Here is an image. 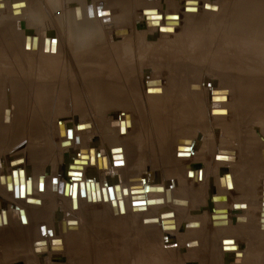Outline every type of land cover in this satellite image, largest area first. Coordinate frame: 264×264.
<instances>
[{
	"label": "bare ground",
	"instance_id": "1",
	"mask_svg": "<svg viewBox=\"0 0 264 264\" xmlns=\"http://www.w3.org/2000/svg\"><path fill=\"white\" fill-rule=\"evenodd\" d=\"M79 1L81 3H79ZM87 1L88 0H73V1L71 0V2H73L72 5H74L73 7H75V9L73 8L74 14H72L74 16L72 18L73 20L71 19L72 21H70L73 22L72 36H71L73 42L72 46L75 47L76 54L80 53L82 55H86V54L96 55L97 58L91 60V63L95 65L99 64L100 68L97 65L96 66L97 69L92 68L83 71L84 76L82 77V81L78 78H75V80L72 83H70V81L67 82L66 79H62V81L58 83L59 79L56 80V76H54L55 75L54 68L53 70H51L49 64L47 63L43 64L41 66L39 75L47 73L48 74L47 77L49 78L48 80L45 79L43 81L44 77L46 76L44 75L42 80L38 79L37 97L40 101L37 104L38 108L40 109L39 105H41L44 110L48 111L47 114H51L52 116L51 111L57 114L64 111L65 107L67 109L68 107L65 106L67 105V102L66 104H64L65 103L64 100L67 99V97H69L71 100V98L73 97L72 98V100H74L73 103L76 104V101H78V106L75 105L77 107L76 109L77 112L83 110L88 111V108L92 109V107L93 110L96 111L97 112L96 114L98 115H101V112L107 110H108L107 112H109V110L115 111L116 113L115 112L113 113L114 120L112 121L118 124L117 128H114L116 125L113 127V125L111 124L109 125L104 124L103 131L102 130L100 131V128L98 127V124L95 121H94V127L91 126L92 128L96 129V131H94L95 133H100L104 135L105 145L116 146L119 148H123L125 150L130 149L128 147L132 145H136V147H138L139 150L144 146H146L149 149L147 143H149L150 138L149 139L147 138V140L145 141V138H143L144 137L143 133L141 134L137 133V135L134 136L133 141L130 142H126L123 138V136L128 135L129 132L132 131L134 132L135 129L134 124L141 122V120L138 122L135 120L133 116L135 114L131 112V109L139 110V112L142 109V107L144 109L145 105L143 106L142 104L144 101L141 102V100H143L144 98L143 99L140 98L142 96H145L147 92L148 96L146 98L148 99L147 103L150 108L148 111L153 112L152 121L153 123H155L154 126L155 134L156 132L158 134V137H155L153 134L154 138L151 141H154L153 145H156L155 143H157L158 148H160L159 152L163 160V165L164 164L166 165L167 164L166 162L167 161L169 162L172 159V153H171L172 143L180 142L178 144H180L183 147L178 148L176 155H178L183 159H186V162L188 160L203 161L204 163H206V165H208L211 161V163L214 165L212 166L214 170L213 168H209V170H212L213 174H210V177H208V181H207L208 192L205 195V193L200 187L198 189L196 188V190L190 191L192 193V199H191L190 195L187 192L188 185H187L186 177L184 178V176L181 173L179 176L178 172H175L176 173L175 175L173 171L170 170L167 171V169H165L164 171L170 172V174H165L164 177L165 176L170 177V179L168 178L162 179V177H157L156 174L155 178H153L154 180L150 181L149 178L150 175L148 172L147 175L145 176L146 180L145 178H143V180L137 181L138 178L140 177V175L137 174V172L139 171L138 165L140 168L143 165V161L141 162V164H138L137 160L141 159V157L139 158L138 155L133 156L131 154H123L122 157L113 156V158H111L113 163L112 164L109 163V165H107V168L102 169L103 166H99V164H101L100 162L103 163L102 161L103 155L101 154V152L98 153L95 150L94 155L90 156L88 151L85 152V150L83 149L82 150L76 149L75 153L71 152L69 155H63L64 164L63 165L61 164L62 165L61 168L59 169L60 166H57L55 170L56 174L54 176L52 175V178L49 180L50 182H48L47 178H44V180H42L40 185L39 178L38 177L33 178L31 176L30 167H28L27 165L25 166L23 165L22 167L19 165L20 167H17L16 164L23 161V159L17 160L16 162H14L15 164L11 160L12 164H10L9 163L10 154H5L4 159L2 158L0 159V165L3 166L4 170H6V171L0 170V187H4L6 196L10 195L11 193L12 194L11 197H13L14 200L15 199L17 200L16 202L8 203L6 201L7 197L0 198L1 199L0 228H2V231L3 230L5 231L2 232L0 230L2 232V233L0 232L1 233L0 246H3L2 244H5L6 245L5 247L7 249H11L10 251H12V248L7 247V244L10 243V245H12V243H14V245H16L15 242L17 243L21 242L20 245H22L23 248L24 247L26 248L24 250H22L23 248H21V252H24L25 254L33 253L36 257V264H47V261L43 259L44 257L42 255H39L40 253L39 251L40 250L47 251L48 246L46 244V240L48 241V239L53 238L52 241H54V237L59 232H61V230L65 229L66 223L64 222L63 219H65L66 216L70 215V212H72L74 213V215L78 213L79 218L78 219L75 218L77 215L68 218L70 223L67 222L69 224V228L66 227L68 229V232L66 234H69V236H73L74 238L76 236L79 242L70 241L67 242L66 244L64 242L63 244L65 245L62 248H60L62 249V251H65L67 253H72L71 263L69 264H136V263L137 264H184L185 255L183 253L187 252V250L185 251V248L187 246L189 248L190 246L191 248L194 247L193 249L195 250H191L193 252L191 255L196 256V259H194V261L199 260L200 264H222L221 262H219L220 260L219 249H218L219 246L221 250L220 253L221 254L223 253L222 257L225 258L224 262L226 264L228 262V256L229 255L234 256L235 254H236L235 256L245 255L244 260L239 257H236L237 261L235 262H237V264L240 263L264 264V200H262L263 197L261 196L260 193L261 203H260V211L258 214L257 222L255 219H253L252 213H248L245 210V212L251 215V217L249 218L248 216H246L243 209L244 208L248 209L249 207H250L249 209H252V207L256 205L255 202L256 198L254 200L251 194L247 195L251 193L252 187H250V191H249L248 190L249 188H246L245 184L237 181L238 180L237 176H239L240 178L244 177L246 179L247 186H249V184L252 185L253 183L252 167L254 168V165L255 167H257L259 161L260 164L262 162V165L264 166V152L260 154L261 150L257 152L255 148L249 152H245V153L240 152L239 155L241 157L239 156V158L241 161L240 163L238 162V165L242 170V172L240 173L236 171L237 168L233 169L230 172L228 169L221 166V165H225V163L232 164L233 162L238 161L237 160L238 155L237 153H235L234 149H230L232 147L228 148L224 144L225 142H221L224 141L225 139L224 138L225 133L227 134V131L224 129L223 125H227L225 122L229 120L228 118V120L225 121L229 113L227 109L228 106H233L234 108V114L232 118L233 121L232 122L230 121V123H233L234 125L237 124L238 126L242 125L247 127V125H251L252 123L258 121V123L262 126L261 128H264V86L262 85L263 83H261L263 81L262 79H264V0H240L237 3L236 10L234 11L233 14V19L238 23L237 26L238 31L235 33L241 34L239 36L240 44H237L238 46L237 48V46L233 42H228L229 49L225 50L224 53L228 51L229 52L233 51L234 53H236L235 51L238 50L239 55L243 57V61L245 62H242V60L240 59V61L237 63L238 65L237 67L234 66L233 63H231V61H229L230 56H225L219 60L215 58V61L213 62V67L211 69V73L209 74H211L213 77L214 76L217 77V79L215 78V80L211 81L212 87L209 85L210 90L207 93L208 99L207 97L203 99L201 93L202 92L201 88L203 89V87L200 86L201 83L200 73H202L200 72V70L201 71L203 70L201 69L200 65L193 66L192 68V66L190 65L194 64L193 62L192 63L188 62L189 65H186V63H183L184 60H181L180 58L167 57V53L164 52L163 49H157L156 46H147L148 51L146 52V56L151 59L152 57H154L155 60L156 58H158L160 60L166 61V64L155 63V65H158L160 68L167 67V70L168 69L170 70L169 71L171 75L169 77L171 82L170 85H168L169 83H167L166 81L165 82L167 84L161 83L162 76L160 77L157 74H155V78L150 79V77H148L144 73L143 76L149 79H145L146 80L144 83L145 89L143 91L141 89L140 92L137 83L138 80L136 81V76H137L136 74L138 72V67L140 64L144 67L148 66L146 62L145 64L140 63L139 65H136L138 63H134L135 66H131V64L130 65L128 64V66L123 67V72H121L122 70L118 73H115L114 70H111V72L109 73L105 72L104 68L108 66L104 65L105 60L102 58L104 45L102 44V40H101L103 38V37L101 38V36L104 30L102 29L103 32L101 33L100 25L98 26L99 22L96 20L97 18L93 15L94 14L93 6L92 5L89 6ZM131 1L128 2L132 4ZM125 2L126 1L124 0H109L107 6H109L110 4L111 7H108V9L110 8L118 9V6L120 5L122 10H121V14L120 13L119 14L122 15L124 12H126V9L128 7L126 6L128 3L126 4ZM137 2L139 5L138 0ZM18 3L20 2L13 3L12 7L15 4L19 5ZM145 3L147 4V1ZM131 4H129L130 5L129 7H131ZM0 7H2V10H4L6 6L4 5V8L3 6ZM139 7L141 6L139 5ZM17 9L19 8L17 7ZM23 9H27V8H23ZM204 9L206 8L204 7ZM187 10L189 9L187 8ZM5 11L6 10H4L3 13H5ZM206 11L207 13L210 12V10L207 9ZM14 15L16 19L17 17L15 12ZM21 16L24 17L25 15H21ZM64 18H62L63 22H64ZM119 18L120 17L118 16L114 20L115 25L118 26L115 29L116 31L114 30L113 33L112 30L109 31V29H111L110 27L112 26L108 27L106 30V32L108 31L107 34L108 37H110L111 39H113V37H116V40H120L121 38L127 36L130 33L127 30H125L126 28L123 27V24L121 23ZM27 19L25 20L27 21ZM74 20L77 22V24L75 23ZM172 20H176V19H172ZM171 23L173 22L169 23L168 25L169 27H171L172 25ZM75 24L79 26V27H75L76 29L73 28ZM26 28H23V30L25 29L26 31ZM213 31L211 32L213 33ZM32 32L33 31H29V30L27 34L25 32L28 42L33 36ZM235 33L226 35V38L229 40H233L236 37ZM20 34H22V32ZM154 36H158L157 33L154 34ZM20 39H22V37ZM28 42L27 45L29 44ZM24 43H23L24 47H30V46H25ZM230 43L233 44L230 45ZM1 44L3 43L1 42ZM44 45L45 44H43V46ZM86 45L88 46L85 47ZM181 45L182 43L180 45H174L167 52H169L172 49H174V51H177L181 48ZM32 49H34V47ZM32 49H28V50H32ZM155 49L157 51L162 50L163 52L159 53L157 51H154ZM137 53H139V59L137 60L140 61L141 60L140 52L138 51ZM225 54L231 55V53H225ZM194 55L197 56V53H194ZM122 59L125 58L121 57V61ZM131 60L133 59L131 58ZM134 60L129 62L132 63L134 62ZM125 61L126 60H124V63ZM201 63L203 62L200 61V64ZM116 66L120 67L118 64H116ZM93 67L95 66L93 65ZM144 67H142V69H145ZM46 69H49V71H46ZM110 69H113V67H111ZM157 70L158 72L155 73L160 74L161 69H157ZM181 70H183V72L186 75L184 79L181 76L183 72L181 74L179 73V71L181 72ZM179 75L180 77H178ZM191 76H194L195 79L194 81L192 78H190ZM13 77L14 76H12V80H11L12 84L10 85V88L7 89V91H5L6 96L4 95L3 92V97H8L10 95L12 99L15 100V106L17 105V107L20 106L24 108V104L23 105L20 104L21 102L19 100L23 98L24 100H21L22 103L23 101L24 103L26 102L24 96L26 95L25 94L26 89H24L23 87L25 84L22 86V83L17 79H15L17 78V76L14 77V79L17 80L18 82L15 81ZM171 78H174V80L175 78L178 79L174 81L171 80ZM253 78L254 80L258 78L261 79L262 81L260 83H258L259 81L257 82V80L256 82L252 81L253 83L251 85V88L253 89V93L251 92L252 94L249 97L243 96V94L245 95L244 92H246V90L249 89L248 87L250 85V81ZM199 80L200 83L198 82ZM216 80L219 81L218 85L223 87L234 85V91H236L239 94V96L236 97L237 100L235 103L232 102L233 100H230L227 96H226L227 98L224 96L225 100L221 99L218 101L216 99L217 101H215L214 99H212L214 102L211 103L212 100L210 101V96L217 94L218 92L214 90L220 88V87H218L217 89L214 88L217 84ZM83 82L84 84H82ZM0 92H2L1 88H0ZM3 97L0 98V132H2V134L0 135V142L5 140L8 131L9 141L7 143L6 142L3 143L6 144V146L9 145L10 147L11 145H14V147L12 146V148L14 149L13 150L10 149L12 151L11 153H13L12 155H15L20 151L18 149H21V147L24 145L21 142L25 143L23 140L26 141V139L31 138L30 143H32V141L34 142L36 139L41 138V136H43L44 138L47 137L48 132L46 131H48V129L50 128L49 125L50 123H52V120L51 121L46 120L47 123L49 124L48 125L45 124L44 122L45 117L41 113L42 109L39 110L38 115L34 117L33 122L36 124V126L33 128V131L32 129L30 131V128L26 127V117H24L23 114L24 112L22 113L18 111L17 112L9 111L7 106L5 104H2ZM87 97L90 100L89 107L86 106ZM218 99L220 98L218 97ZM205 103H206V108H204ZM211 105L212 107H210ZM119 109L121 110L119 111ZM145 109L142 111H144L143 113L147 115ZM134 110L133 112L135 113ZM210 111L215 114L213 116L215 118L212 117V121H215L216 125L221 126V130L219 131L218 129H214V132L216 134L215 137L213 135L214 144H212L209 141V138L207 139V136H205L206 134H208L206 130H208V127H211L212 125V123L209 122L211 121ZM77 112L76 114H78ZM136 112L138 113V111ZM196 112H200V115H197ZM207 112H209V116L207 115ZM141 114L142 112L140 113V115ZM138 115L139 114H136L135 117L136 116L138 117ZM235 117L237 118L234 119ZM138 118L136 119L138 120ZM68 122L69 120L66 119V120H61L60 123L58 122V124H56L57 127H55V129L57 130L58 133L57 139L53 138L55 136L54 133L56 134V132L53 133L49 131L50 133L49 136L51 135V133H53L54 136L53 137L51 136V138L54 139L55 141L66 140L67 132H68ZM103 122L105 123V121ZM142 122H144V120ZM177 123L182 124V128L179 126H176L174 129L169 128L171 124L175 126ZM126 124L127 125L130 124L131 129H125ZM188 125L190 126L189 128ZM47 126H49V128ZM143 126L145 125H142V127ZM184 128L187 130L186 132L184 131ZM138 129H140V127ZM108 131H110V133H108ZM174 131H179V132H174ZM35 135H37V137H34ZM218 135H220L219 137L221 138V139L219 138V140H218ZM232 135L233 137H235L234 136L236 135L235 131ZM174 136L176 137L175 141H172L171 139ZM48 137L45 139H48ZM198 137L204 138V141H206L205 139H207L206 143L204 141L203 142L205 144H208L209 148L207 150L208 151L210 150L209 152L206 149L204 151L202 148H200L201 145L203 144H202V140L199 139ZM104 139L99 138V140L97 141L96 139L95 140L92 139V146L98 145L99 143L100 144L103 143L104 145L103 142ZM194 139L197 140H195L194 143L191 144L190 142ZM222 144L223 146L219 148L220 145ZM247 144L251 145V143L249 142ZM18 145L20 146L17 147ZM61 145L63 144H58V146L57 145L56 146L60 147ZM83 145H85V143H83ZM210 145H213V148H210ZM203 148L205 147L203 146ZM152 149L153 148H151V150ZM180 153L187 154V156H181ZM139 155L141 156V152L139 153ZM87 156H89L90 159L87 158ZM95 160H97L98 166L95 165L96 163ZM150 160L151 159L149 158V161ZM24 162L25 161H23V163ZM90 163L92 165H90L89 167ZM172 165H174V163ZM8 167L10 168V173H8L7 171ZM124 169H127L128 171H125ZM217 169H218V173H217ZM101 170H103V172L100 174ZM159 170H161V167ZM202 170H203V166L199 163L195 167H192L190 171L188 170V176L190 178H193L196 182H199L200 179L203 177ZM69 172H72L73 175L69 176L68 175ZM110 172L112 173V175L110 174ZM235 173L237 174V176ZM54 181L57 183L55 184ZM80 182H83L82 186H80ZM260 182L261 185L259 186V188H261L263 192L264 178ZM166 184L169 186L168 189H166ZM51 187L53 188V192L50 191V194L48 193L50 195L48 196L50 199L47 197L48 198V201H46L47 204L44 205V202H42V198H40V196H36L37 195L36 193L46 194L48 192L46 189H51ZM161 188H163V190H161ZM233 188H235V191L238 189L246 188L247 191H243L242 194H244V196L247 195V198L244 197L245 201L243 199V201L237 202L238 205L236 209H241L239 211L242 212V214H239L240 215L239 217L238 215H235L234 219L231 220L229 216V210L227 209V205L230 202L228 191L230 189L233 190ZM219 191L220 193H218ZM178 193H180L181 195H179ZM222 196H225L226 199H221L220 197ZM28 199L40 200L41 203H29L27 202ZM204 199L206 200L207 211L210 208L215 209L214 213L211 210H209L208 212V213H212L213 215L212 216L209 214L210 215L209 220L211 219L212 222V224L210 223L211 226L212 227L214 225L217 226L215 227L214 232H212V229L210 230L211 227L210 228L207 227V221L204 223V220L207 219L204 217V214L199 213L201 210L199 204L200 202H205ZM246 199L248 200L246 201ZM149 200L150 201L155 200V202L148 203ZM22 201L25 203L24 204L25 207H22L20 205L21 204L20 202ZM8 205L13 207L10 208V206ZM68 205L70 206V210L67 207ZM54 207L55 209L53 211ZM174 207L180 209L178 211L179 214L174 211L173 209ZM29 208L30 209L32 208L33 210L36 211L37 216L35 218H31L30 215L28 214ZM2 209H5V211H2ZM60 209L64 210L63 211L64 214L60 211ZM48 211L52 213V218H53V220L51 219L52 230L49 228L50 231L49 229H46L47 228L46 226H48V224L39 225L38 223V222H45L46 220H49L48 218H51L46 216L47 215L46 212L48 213ZM93 212L98 213V215H93L92 214ZM181 212L182 214L185 213L184 219L186 220L180 218L182 215L180 214ZM255 213L253 214L255 215ZM42 214H46V215L40 217V215ZM261 221L263 223L262 224L263 228H261L262 226L260 227ZM93 222H95L96 225L99 226L98 228L100 234L98 239L95 238L94 229L92 228ZM153 224H155L156 227L153 226ZM230 224L232 227L230 226ZM256 225H258V229H260V231H258V229L255 228ZM35 226L38 227L35 228ZM125 226L127 228L123 229V227ZM33 227L35 228L34 231H33ZM25 229L29 232L30 231L33 232L34 239H32V237L24 231ZM177 229L178 231L176 233L177 234L176 243L178 248L181 250L179 249L174 250L172 246H168V244L173 243L172 240L176 239V238L172 239L173 238L172 232L173 231L175 232ZM156 230L159 231L156 232ZM211 232L213 234L209 235ZM42 234L45 236L42 237ZM234 237H239L243 242L244 241L247 242L246 244H248V246H245L246 254L241 253L240 249L243 248V245H241V243H236ZM28 241H31V244H28ZM54 243L55 241L53 242V244ZM63 244L61 243V246ZM71 246L72 248H70ZM10 251L7 252L10 254ZM81 253H83L82 259H80L81 257L78 258V254ZM138 257L139 260L137 261L136 258ZM141 258L142 260L140 261ZM61 259L63 260V262L66 261L65 260L66 257ZM3 260L4 262L6 261L2 256V254L0 253V264L4 263V262L2 263ZM26 260L28 263L30 259H26ZM242 260L243 262H241ZM48 264H52V263L49 262ZM188 264H196V263L194 262Z\"/></svg>",
	"mask_w": 264,
	"mask_h": 264
},
{
	"label": "rangeland",
	"instance_id": "2",
	"mask_svg": "<svg viewBox=\"0 0 264 264\" xmlns=\"http://www.w3.org/2000/svg\"><path fill=\"white\" fill-rule=\"evenodd\" d=\"M108 1L109 0H88L87 1L89 6L90 5L93 6V13H94L93 15L97 18L96 20L100 23L99 24L97 22L98 26L100 25L101 33L104 30V32H103L104 34L102 33V36H101V38L103 37L101 40H102V44L104 45L102 58L105 60V63H104L105 66L113 67V69H110L111 67L110 68L105 67L104 68L105 72L109 73V72H111V70H114L115 73H118L121 70H122L121 72H123V67L128 66V64L129 65L131 64V66H135L134 63H138L136 65H139L140 63L145 64V62H146L148 64V66L144 67L140 64L141 66L139 65L138 72L136 74L137 75L136 81L138 80L137 83H138L139 91L141 89H142V91L145 89L144 88V83L146 81L145 79H149V78H146L143 76L144 73L148 77H150V79H154L155 74H157L160 77L162 76L161 77V80H162L161 83L162 84L169 83L168 85H170V83H171L170 78H169L171 76L170 72H169L170 70L169 69L167 70V67H161L160 68L158 65H155V63L166 64V61L160 60L158 58H156V60H155L154 57H152V59L148 58L146 56V52L148 51L147 46H156L157 49H163L164 52L167 53V57L180 58L181 60H184L183 63H186V65H189V63L193 62L194 64L190 65V66H192V68H193V66L200 65V67L203 71L200 70V72H202V73L199 72L201 74L200 75L201 76L200 77L201 83H200V80L198 82L200 83V86L203 87V89L200 87L202 90V92H201V90H200V92L202 93L203 99L205 97H207V99H208L207 93L210 90V86L212 87L211 81L215 80V78L217 79V77H215V76L213 77L211 74H209V73H211V69L213 67V62L215 61V58H217L219 60L225 56H230L229 61H231V63H233V65L237 66V67H238L237 63L240 61V59L242 60V62H245V61H243V57L241 55H239L238 50L235 51L236 53H234L233 51L225 52V53H231V55L224 53L225 50L229 49L228 42H233L236 46H237V44H240L239 43V41H240L239 36L241 34L235 33L238 31V28H237L238 23L233 19V14H234V11L236 10V5L240 0H138L139 5L141 7H139L137 0L136 1L134 0L135 2L133 0L132 1L128 0L129 2L131 1L132 4L129 3L127 0H124V1H126L125 2L126 4L128 3L126 5L128 7L126 9V12H124L122 15H120L121 10H122L121 6L119 5L120 9H119V6H118V9L117 8L108 9V7H111L110 4H109V6H107ZM143 1H145V2L147 1V4ZM0 2H1L0 6H3V8H4V5L6 6L4 8V10H6L5 13H3L4 10H2V7H0V11L2 12V13L0 12L1 13L0 14L1 15V17H0V88L2 90V92H0V96L3 97V92L5 95V91H7V89L10 88V85L12 84V82H11L12 76H14V77L17 76V78H15V79L20 81L22 83V86L25 84L23 87H24V89H26V91H25L26 95H24L26 102L24 103V101H23V103H22L21 100H24L23 98H21L19 100L21 102L20 104H22V105L24 104V108L20 107V106L17 107V105L15 106V100H13L10 95L8 97L2 98V104H5L9 111H16V112L18 111V112H22V113L24 112L23 113L24 117H26V127H29L30 131H31V129L33 131V128L36 126V124L33 122L34 117L36 115H38V111L42 109L41 113L45 117V118L43 117L45 124L48 125L49 123H47V121L52 120V123H50V125H49L50 128H49V126H47L49 128L48 131H46V132H48L47 137L50 134L49 131H51L53 133L56 132V134L54 133L55 136L53 135V133H51V135L48 137V139H45L47 137L44 138L43 136H41V138L36 139L34 142L32 141V143H30L31 138L26 139V141L23 140L25 143L21 142L24 145L21 147V149H18L20 151L18 153H16L15 155H12L13 153H11L12 152L11 150L14 149V148H12V146L14 147V145H11V147H10L9 145L6 146V144L3 143V142L7 143L9 141L8 140L9 139V133L7 131L5 140L0 142V159L1 158L4 159L5 154H10V156H9V163L10 164H12L11 160L14 163L17 160L23 159V161H25V162L23 163V161H21L20 163L16 164L17 167H20V166L22 167L23 165L24 166L27 165L28 167H30L31 176L33 178L38 177L39 181H40V185H41V182H42V180H44V178H47L48 182H50L49 180L52 178V175L54 176L56 174L55 170H56L57 166H60L59 167V169H60L61 166L64 164L63 155H69L71 152L75 153L76 149H80V150L83 149V150H85V152L88 151L90 156L94 155L95 150L98 153L101 152V154L103 155V158H102L103 163L100 162L101 164H99V166H103L102 169L107 168V165H109V163L110 164L113 163V161L111 159V158H113V156L122 157L123 154H131L133 156L138 155V157L139 158L141 157V159L137 160V162H138V164H141V162L143 161V165L141 168L138 165L139 171L137 172V174L140 175V177L138 178L137 181L143 180V178H145V176L147 175L148 172L150 175L149 176L150 181L154 180L153 178H155L156 174H157L156 175L157 177H162V179H164V178L170 179V177H166V176L164 177L165 174H170V172L164 171L165 169H167V171L170 170V171H173L174 173L178 172L179 176L181 173L184 176V178L186 177L187 185H188L187 186V192L190 195L191 199H192V193L190 191L196 190V188L198 189L199 187L203 190L205 195L207 194V192H208V188H207L208 177H210V174H213L212 170H209V168H213L212 166H214L211 163V161L208 165H206V163H204L203 161L188 160L186 162V159H183V158L179 157L178 155H176L178 148L183 147V146L178 144L180 142H173L172 151H171V153H172V159L171 160H175V162H173L174 165L169 163V162H171V160L169 162L168 161L166 162L167 166L165 164L163 165V160H162L160 152H159L160 148H158L157 143H155L156 145H153L154 141H151V140H153L154 136L158 137V134H157V132L155 134V127H154L155 123H153V121H152L153 120L152 119L153 118V112L150 111L151 112L150 113L148 111L150 108H149V105L147 103L148 99L146 98L148 96L147 92H146L145 96H142L140 98V99L144 98L143 100H141V102L144 101L142 104H143V106L145 105L144 109L146 108L145 112H147V115L145 113H143L144 112V111H142V110H144L143 107L140 110V112H139V110L133 109L135 111V113L131 109V112L133 114H135V115L139 114L138 117L141 116V117H139L140 118L139 119L137 116L135 117V115H133L137 122L140 120H141V122H138V123L136 122L137 124H134L135 125L134 132L131 130L132 132H129V134L123 136V138L126 142H130V141H133V138H134V136L137 135V133H139V134L143 133V135H144L143 138H145V141L147 140V138L148 139L150 138L149 143H147L149 146V149L146 146H144L139 150V148L136 147V145H132V146L128 147L130 149L125 150L123 148H119L116 146H109V145L106 146L105 145L104 135H102L100 133H95L94 131H96V129L92 128V127H94V121H95L98 124L100 131L101 130L103 131L104 124H108V125L111 124V125H113V127L116 125L114 128H117L118 124L114 123L112 121V120H114L113 119V113L115 111L109 110V112H107L108 111L107 110V111L101 112V115H98V114H96L97 112L94 111L93 107H92V109L90 108L92 111L88 108V111L83 110V111L77 112L76 111L77 107L75 105L78 106V101H76V104L73 103L74 102V100H72L73 97L71 98V100L69 97H67V99L64 100L65 101L64 104H66V102H67V105H65V106L68 107L67 109L65 107L64 111L57 113V114H55L54 112L51 111L52 116L54 113L53 117L51 116V114H47L48 111L44 110L41 105H39L40 106V109H39L37 106V104L40 102L38 97H37V95H38V93H37V91H38V85H37L38 79L42 80L44 75H46L45 76L46 78L44 77L43 81L45 79L48 80V78H49V77H47L48 76L47 73L39 75L40 70H41V66L43 64H45V63L49 64V67L51 70H53V68H54V73H55L54 76H56V80L59 79L58 83L60 81H62V79H66L67 82L70 81V83H72L75 80V78H78L82 81V77L84 76L83 71H86L87 69H92V68L97 69V67H96L97 65L100 68L99 64L95 65V64L91 63V60L96 59L97 56L96 55H90V54L82 55L80 53H77V54L75 53V47L72 46L73 42H72V37H71L72 36V23L73 22H70L73 20L72 18L74 16L72 14H74L73 11H74L75 7H73L74 5H72L73 2H71V0L70 1L69 0H16V1L15 0H0ZM15 2H20V3H18L19 5L15 4L13 6L14 7V9H13L12 5ZM79 3H81V2L79 1ZM136 3H137V5H136ZM129 4H131V7H129L130 6ZM142 5H144V6H142ZM106 6H107V8H106ZM17 7L19 9H17ZM68 7L71 9H69ZM137 7H139V8H137ZM204 7L207 10H210V12L207 13V11H206V9H204ZM11 8L13 11L11 10ZM23 8H27L28 11H27V9H23ZM136 8H137V10H136ZM187 8L189 10H187ZM132 9H133V11H132ZM29 11H30V13H29ZM14 12L16 14L17 20L15 19ZM27 12H28V15H27ZM128 13H130V14H128ZM11 15L14 17H12ZM21 15H25V16L23 17ZM27 16H29V17H27ZM69 16H71V17H69ZM118 16L120 17L119 20L123 24V27L126 28L125 30L130 32L127 36L121 38L120 40H116V37H113V39H111L107 35L108 31L106 32L107 28L110 26H112V27H110L111 29H109V31L112 30V33L118 27L115 25V22H114V20ZM62 18H64V22H63ZM25 19H27V21ZM172 19H176V20H172ZM14 21H15V23H14ZM133 22H134L135 26L133 25ZM170 22H173V23H171L172 24L171 27L168 26ZM75 23L77 24L76 21H75ZM76 24L73 26V28L79 27ZM189 25H191V26H189ZM21 26L23 28L27 27L26 31H25V29L23 30V28ZM213 29H214V31H213ZM28 30L33 31L32 32L33 36L31 37L32 40L29 37V39H30L29 42H28V39L26 36ZM20 31L22 32V34H20L21 33ZM211 31H213V33ZM25 32H26V34H25ZM210 32H211V34H210ZM156 33L158 36H154V34H156ZM233 33H235V35H236V37L233 40H229L226 38V35L233 34ZM18 36H19V38H18ZM7 37H9V38H7ZM21 37H22V39H20ZM25 38H26V40H25ZM1 42L3 44H1ZM27 42L29 43L28 45H27ZM23 43L25 44V46H30V47H24ZM181 43H182V45H181V48L179 50L174 51V49H172L169 52H167L174 45H180ZM233 43H230V45ZM9 44H10V46H9ZM31 44H32V46H31ZM43 44H45V45L43 46ZM13 45H14V47H13ZM87 46L88 45H86L85 47H87ZM33 47H34V49H32ZM27 48L32 49V50H28ZM237 48H238V46H237ZM16 49H18V50H16ZM36 49H38V50H36ZM138 51L140 52V59H141L140 61L137 60V59H139V53H137ZM154 51H157V50L155 49ZM157 52L160 53L163 51L159 50ZM183 53H184V55H183ZM190 53H191V55H190ZM194 53H197V56L194 55ZM187 54L189 55V57ZM118 56L120 59L118 58ZM121 57L125 58V59H122L123 63L121 61ZM131 58L133 60L135 58L134 62H132V63L129 62V61H133V60H131ZM124 60H126L125 63H124ZM116 61H117V63H116ZM200 61H202L204 64L203 63L200 64ZM198 62H199V64H198ZM171 63H173V62H171ZM116 64H118L120 67L116 66ZM51 65H52V67H51ZM93 65L95 67H93ZM142 67H144L145 69H142ZM157 69H161L160 74L155 73V72H158ZM46 71H49V69H46ZM182 72H183V70H181V72L179 71L180 74ZM192 72H194V71H192ZM58 74L60 77L58 76ZM181 76L184 79V77L186 75L183 72L181 74ZM14 77H13V79H14ZM178 77H180V75ZM190 78H192L193 81L195 80L194 76H191ZM177 79L175 78V80H177ZM17 80H15V81H17ZM171 80H174V78H171ZM256 80H257V82L259 81L258 83H260L263 80L261 83H263L262 85L264 86V79L261 80V79L257 78ZM256 80H254V78H253L250 81V85L248 87L249 89H247L246 92H244L245 95L243 94V96L249 97L253 93V89L251 88V85L254 81L256 82ZM216 81H217V84L214 88L215 89H217L218 87H220V88H218L217 90H214V91H217L218 93L215 95H211L210 101L212 99H214L215 101H217V100L219 101L221 99L223 100L224 96L225 97L227 96L230 100H233L232 102L235 103L237 100L236 97L239 96V94L236 91H234V85H231L232 87L231 86H228V87L224 86L223 87V86L218 85L219 84L218 80H216ZM229 83H230V81H229ZM82 84H84V82ZM207 86H209V87H207ZM31 89H32V92H31ZM28 91L30 92V95H29ZM228 92H230V93H228ZM217 96L220 99H218ZM68 100L70 103L68 102ZM71 102H72V104H71ZM213 102L214 101L212 100L211 103H213ZM80 105H81V103H80ZM89 105H90V100L87 97L86 106L89 107ZM71 106H72V108H71ZM210 107H212V105ZM19 108L21 111L19 110ZM204 108H206V103H205ZM227 109H228L229 113H228L227 119L225 121H227L229 118V120H228L229 122L227 121V122H225L227 125H223L224 129L227 131V134L225 133L224 141H221V140L220 141L225 142L224 144L228 148L232 147L230 149H234L235 153H237V155H238L237 156L238 161L233 162L234 164L233 163L232 164L225 163V165H221V166L228 169L230 172L233 169L237 168L236 171L240 173V172H242L240 166L238 165V162L240 163V161H241L239 158L240 152H242V153L249 152V151L253 150L254 148L256 149L257 152H259L261 150L260 154H262L264 152V131H263L264 128H261L262 126L258 123V121L252 123L251 125H247V127L242 126V125L238 126L237 124L234 125L233 123H230V121L231 122L233 121L232 118H233V114H234V108H233V106H228ZM89 110H90V112H89ZM120 110L121 109H119V111ZM66 111H68V112H66ZM136 111H138V113ZM76 112L78 114H76ZM80 112H82V113H80ZM141 112H142V114L140 115ZM196 113H197V115H200V112H196ZM210 114H211L210 115L211 121H209V122H211L212 125H211V127H208V130H206L208 132L209 136H208V134H206L205 136H207V139L209 138V141L212 144H214L213 141H214V137L216 136L214 129H218V131H219V130H221V126L216 125L215 121H212V117L215 114L212 112ZM48 115H49V117H48ZM144 115H145V118H144ZM207 115L209 116V112H207ZM104 116H105V118H104ZM136 118H138V120ZM213 118H215V117H213ZM236 118L237 117H235L234 119H236ZM66 119L69 120L66 140L55 141L54 139L58 138L57 137L58 133H57V130L55 129V127H57L56 124H58V122L60 123L61 120H66ZM142 119L146 123L142 122L143 121ZM103 121H105V123ZM147 123H148V126H147ZM217 124H219V123H217ZM231 124H233L234 126ZM142 125H145V126L142 127ZM176 126H179L182 128V124H180V123H177L175 126H173L171 124L169 126V128L174 129ZM237 126H238V128H237ZM139 127H140V129H138ZM189 127L190 126L188 125V128ZM125 129H131L130 124H128V125L126 124ZM184 131L186 132L187 130L184 128ZM234 131L236 133V135H234L235 137H233V135H232L234 133ZM174 132H179V131H174ZM108 133H110V131H108ZM1 134H2V132H0V135ZM153 134H154V136H153ZM32 135H33V133H32ZM213 135H214V137H213ZM51 136L52 137L54 136L53 137L54 139H52ZM219 136L220 135H218V140L220 138ZM34 137H37V135H35ZM99 138L104 139V141H103L104 145H103V143L102 144L99 143L98 145L92 146V139H94V140L96 139V141H97V140H99ZM198 138L202 140V144H203V145H201L200 148H202L204 151H205V149L207 150L209 148L208 144H205L207 142V139H205L206 141H204V138H201V137H198ZM197 139L192 140L190 143L193 144L194 141ZM10 140H11V138H10ZM248 142L251 143V145L247 144ZM83 143H85V145H83ZM22 144H20V145H22ZM58 144H63V145H61L60 147H57ZM20 145H18L17 147H19ZM249 145H250V148H249ZM203 146L205 148H203ZM222 146H223V144L220 145L219 148H221ZM247 146H248V148H247ZM8 147H10V148H8ZM7 148H8V150H7ZM151 148H153V149L151 150ZM210 148H213V145H210ZM140 152H141V156L139 155ZM87 158L90 159L89 156H87ZM149 158L151 159L150 160L151 162L149 161ZM65 162H66V160H65ZM93 162H94V160H93ZM95 162H96L95 165L98 166L97 160H95ZM208 162H209V160H208ZM199 163L203 166V170H202L203 171V175H202L203 177L200 179L199 182H196L193 178H190L188 176V170L190 171L192 169V167H195ZM258 163L259 164L257 165V167H255V165H254V168L252 167V172H253V174H252V176H253L252 185L249 184V186H247L246 179L244 177L240 178L235 173L237 176V179H238L237 181L245 184V187L249 188L248 189L249 191H250V187H252L251 192H252L253 199L255 200V198H256V201H255L256 205L253 206L252 209H249L250 207L248 209L244 208L243 211L245 212V210H246L248 213H252L253 219H255L256 222L258 220L257 218H258V214L260 211L261 196L263 197L262 200H264V188H263V192H262V189L259 188V186L261 185L260 181H262L264 178V168H263L264 166L262 165V162H261V164H260V161ZM90 165H92V164L90 163L89 167H90ZM236 166H239V167H236ZM150 167H152V168H150ZM160 167H161V170H159ZM7 169H8L7 170L8 173H10V168L8 167ZM239 169H240V171H239ZM0 170L6 171L3 169L2 165H0ZM124 170L128 171L127 169H124ZM152 170H154V171H152ZM213 170H214V168H213ZM32 172H33V174H32ZM102 172H103V170L100 171V174ZM162 173H163V175H162ZM217 173H218V169H217ZM110 174L112 175L111 172H110ZM175 175H176V173H175ZM145 180H146V178H145ZM43 183H44V181H43ZM56 183L57 182H55V184ZM166 186H167V184H166ZM246 188L238 189L236 191H235V188H233V190L230 189L228 191V196H229L230 202L227 205V209L229 210V216H230L231 220L234 219L235 215H238V217H239L240 216L239 214H242V212L239 211L241 209H236V207L238 205L237 202H241V201H243V199L245 201L244 197H247V195L244 196V194H242V193H243V191H247ZM46 190L48 191L46 194L36 193L37 194L36 196H40V198H42V202H44V205L47 204L46 201H48V198H49L48 196H50L49 195L50 191L53 192V188L51 187V189H46ZM44 191H45V189H44ZM5 193L6 192L4 190V187H0V198H6L7 197L6 201L8 203L16 202L17 199L14 200L13 197H11V195H12L11 193H10V195H7V196ZM218 193H220V191ZM260 193H261V196H260ZM178 194L181 195L180 193H178ZM8 200H10V201H8ZM247 200L248 199H246V201ZM20 203H21L20 205L22 207H25V205H24L25 203L23 201ZM65 203H66V201H65ZM253 203H254V201H253ZM199 205H200L199 207L202 210V211L200 210L199 213L204 214V217L208 219V220L205 219L204 223L207 221V227H209V228L211 227L210 229H212V232H214L215 227H217V226L214 225L213 226L214 228H213L210 225L211 219L209 220V217H210V215H212V213H208L209 210L207 211L206 200H205V202H200ZM0 206H1V204H0ZM8 206H10V205H8ZM12 207L10 206V208H12ZM67 207L70 210V206L68 205ZM76 208H78V207H76ZM54 209H55V207L53 208V211H54ZM173 209L176 213H178V211L180 210L176 207H174ZM60 211L64 214V212H63L64 210L60 209ZM247 212H245V214H246V216H248L250 218L251 215H249ZM253 213H255V215ZM28 214L30 215L31 218H35L37 216L36 211L33 210L32 208L28 209ZM46 214H42V215H40V217H42L43 215L44 216L46 215V216L51 217V218H48L49 220H46L45 222H38V223H39V225L40 224H48V226H46L47 227L46 229H49V228L51 229V221L53 220L52 213L50 211H48V213L46 212ZM92 214L98 215V213H96V212H93ZM180 214H182V212ZM183 214L181 215L180 218L184 219L185 213H183ZM70 215L66 216V218L63 219L64 222L66 223L65 229H63L64 231L61 230V232H59L54 237L55 243L53 244V242H54V241H52L53 238H50V239H48V241L46 240V244L48 246L47 251H42V250L39 251L41 253V254L39 253V255H42L44 257L43 259L47 261V264L49 262L52 264H69V263H71L72 253H67L65 251H62V249H60L67 242H70V241L71 242H74V241L77 242L78 241L76 236L74 238L73 236H69V234H66L68 232V229L66 227L69 228L68 223H70L68 218H71L75 215H77L75 218H77V219L79 218L78 213L74 215V213L70 212ZM261 216H262V214H261ZM184 220H186V219H184ZM47 221H49V222H47ZM184 222H186V221H184ZM67 224H68V226H67ZM211 224H212V222H211ZM262 224L263 223L261 221V225H260V227L262 226L261 228H263ZM92 225L91 226L94 229L95 238L98 239L99 234H100L99 228H98L99 226L96 225L95 222H93ZM38 226H35V228ZM153 226L156 227L155 224H153ZM230 226H231V224H230ZM35 228L33 227V231L35 230ZM124 228L126 229L127 227L125 226V227H123V229ZM255 228L258 229V225H256ZM50 229H49V231H50ZM71 229H73V228H71ZM0 230L2 231V228H0ZM17 230H19V229H17ZM24 231L27 234H29L32 237V239H34L33 232H31V231L29 232L26 229ZM158 231L159 230H156V232H158ZM177 231H178V229L175 232L174 231L172 232V237H173L172 239H174V238H176V239L172 240L173 241L172 244H168V246H172L174 248V250L179 249L177 246V243H176ZM258 231H260V229H258ZM2 232H5V231L3 230ZM212 232L209 235H212L213 234ZM44 236L45 235L42 234V237H44ZM210 238H212V237H210ZM238 238L239 237H234V240H236V243H241V245H243V248L240 249V251L242 254H246V251H245L246 247L245 246H248V244H246L247 242H245V241L243 242L241 240V238H239V239ZM57 239H59V240H57ZM64 242H65V244H63ZM18 243H19V245H18ZM18 243L15 242L16 245H14V243H12V245H10V243L7 244V247L12 248L13 252L10 251L11 249H7L5 247L6 246L5 244H2L3 246H0V253L4 257V259L6 260L5 262L3 260L2 263L4 262L3 264H6V263L7 264H36L35 255L33 253L25 254L24 252H21V248H23V246L20 245L21 242H18ZM61 243L63 244L62 246H61ZM28 244H31V241H28ZM219 247H218L219 257H220L219 262H221L222 264H226L224 262L225 258L222 257L223 253L222 254L220 253L221 250ZM70 248H72V246ZM190 248H191V246H190ZM190 248L187 246L185 248V251L187 250V252L183 251L184 252L183 254L185 255L184 256L185 257V259H184L185 263L184 264L194 263V262L196 264H200L199 260L194 261V259H196V256L191 255L193 253L191 250H195V249H193L194 247L191 249ZM24 249H26V248L24 247L22 250H24ZM179 250H181V249H179ZM7 251L8 252L10 251V254ZM47 252H49L50 254ZM13 255H14V257H13ZM235 255L234 256H231V255L228 256L227 264H237V262H235V261H237L236 257H239L243 260L245 259V255H240V256H235ZM11 256L13 259L11 258ZM243 256H244V258H243ZM64 257H66L65 262H63V260L61 259ZM82 257H83V253L78 254V258L82 259ZM26 259H30L28 263H27ZM136 260L138 261L139 257L136 258ZM141 260H142V258L140 259V261ZM233 260H234V262H233ZM243 260L241 262H243ZM192 261H194V262H192Z\"/></svg>",
	"mask_w": 264,
	"mask_h": 264
},
{
	"label": "water",
	"instance_id": "3",
	"mask_svg": "<svg viewBox=\"0 0 264 264\" xmlns=\"http://www.w3.org/2000/svg\"><path fill=\"white\" fill-rule=\"evenodd\" d=\"M180 155H181V156H187V154H181V153H180ZM71 168H72V167H71ZM68 175L71 176V175H73V174H72V172H69ZM190 175H193V174H190ZM82 185H83V182H80V186H82ZM168 188H169V186L167 185V186H166V189H168ZM161 190H163V188H161ZM146 191H148V190H146ZM74 193H75V192H74ZM220 198H221V199H226L225 196H222V197H220ZM27 201H28L29 203H41L40 200H33V199L31 200V199H28ZM151 201H152V202H151ZM151 201L149 200L148 203H153V202H155V200H151ZM5 209H6V208H5ZM5 209H2V211H5ZM209 210H211L213 213L215 212V209H213V208H210ZM223 212H225V211H223Z\"/></svg>",
	"mask_w": 264,
	"mask_h": 264
},
{
	"label": "crops",
	"instance_id": "4",
	"mask_svg": "<svg viewBox=\"0 0 264 264\" xmlns=\"http://www.w3.org/2000/svg\"><path fill=\"white\" fill-rule=\"evenodd\" d=\"M144 123H145V122H144ZM175 138H176V137L174 136V137H172L171 140H172V141H175ZM172 145H173V143H172ZM150 162H151V161H150ZM173 162H175V160H171V164H173ZM250 194L252 195V192L249 193V194H247V195H250ZM246 198H247V197H246ZM251 198H252V197H251ZM210 223H211V222H210ZM210 225H211V224H210ZM210 230H211V229H210Z\"/></svg>",
	"mask_w": 264,
	"mask_h": 264
}]
</instances>
